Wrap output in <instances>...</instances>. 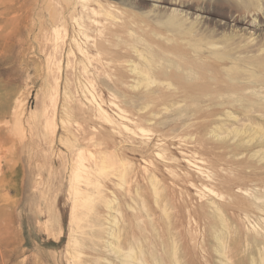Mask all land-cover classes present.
I'll return each instance as SVG.
<instances>
[{"label": "rangeland", "instance_id": "374dc122", "mask_svg": "<svg viewBox=\"0 0 264 264\" xmlns=\"http://www.w3.org/2000/svg\"><path fill=\"white\" fill-rule=\"evenodd\" d=\"M0 264H264V0H0Z\"/></svg>", "mask_w": 264, "mask_h": 264}, {"label": "bare ground", "instance_id": "6f19581e", "mask_svg": "<svg viewBox=\"0 0 264 264\" xmlns=\"http://www.w3.org/2000/svg\"><path fill=\"white\" fill-rule=\"evenodd\" d=\"M260 21V20H259ZM260 25H261V23H260ZM261 33V32H260Z\"/></svg>", "mask_w": 264, "mask_h": 264}]
</instances>
